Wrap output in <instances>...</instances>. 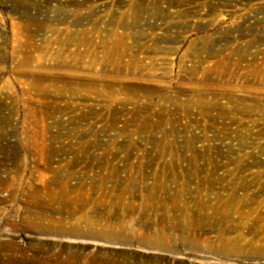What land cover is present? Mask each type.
<instances>
[{
    "label": "rangeland",
    "instance_id": "obj_1",
    "mask_svg": "<svg viewBox=\"0 0 264 264\" xmlns=\"http://www.w3.org/2000/svg\"><path fill=\"white\" fill-rule=\"evenodd\" d=\"M0 264H264V0H0Z\"/></svg>",
    "mask_w": 264,
    "mask_h": 264
},
{
    "label": "bare ground",
    "instance_id": "obj_2",
    "mask_svg": "<svg viewBox=\"0 0 264 264\" xmlns=\"http://www.w3.org/2000/svg\"><path fill=\"white\" fill-rule=\"evenodd\" d=\"M10 248H11V245L6 243V244H4V245H2V246L0 247V251L5 252V251L10 250Z\"/></svg>",
    "mask_w": 264,
    "mask_h": 264
}]
</instances>
